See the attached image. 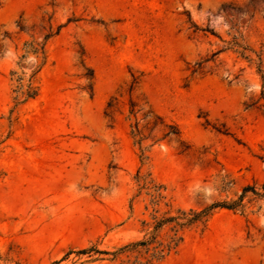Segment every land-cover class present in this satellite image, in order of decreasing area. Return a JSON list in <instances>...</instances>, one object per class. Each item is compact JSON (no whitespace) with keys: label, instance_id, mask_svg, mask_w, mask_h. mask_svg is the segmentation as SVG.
I'll return each mask as SVG.
<instances>
[{"label":"rangeland","instance_id":"obj_1","mask_svg":"<svg viewBox=\"0 0 264 264\" xmlns=\"http://www.w3.org/2000/svg\"><path fill=\"white\" fill-rule=\"evenodd\" d=\"M262 91L264 0H0V264H264Z\"/></svg>","mask_w":264,"mask_h":264},{"label":"trees","instance_id":"obj_2","mask_svg":"<svg viewBox=\"0 0 264 264\" xmlns=\"http://www.w3.org/2000/svg\"><path fill=\"white\" fill-rule=\"evenodd\" d=\"M48 36V35H47ZM47 36H45L44 38H46ZM32 45V44H31ZM43 45H41L40 47H33L32 46V50L31 51H34V52H37L38 51V49H40V52L41 53H44V49H43ZM136 82V80H135V78H134V80L132 81V84H134ZM37 91V89H36V87L33 85V82H32V80L31 79H29V81H28V83H27V85H26V89L24 90V92H23V95H25L26 97H34L35 95H36V92ZM262 97L264 98V91H262ZM131 111H133V109H131ZM248 191H251V192H253V193H255V194H258V192H257V190H256V188H255V186H253V185H248V186H245L243 189H242V192H241V194L239 195V198H238V201L237 202H239V201H241L242 199H243V197H244V195H245V193L246 192H248ZM263 195H264V193H263ZM237 202L235 203H229V204H226V203H224V202H221V203H215V204H213L211 207H208L206 210H208V209H211V208H213L214 206H217V205H220V206H224V207H227V208H232V207H234L235 206V204H237ZM202 214V212H200V213H197V214H194V216H193V218L192 219H190L189 221H191V220H193V219H196L198 216H200ZM180 239V238H179ZM145 242H139V243H137V244H144ZM86 252H88V249H81V250H79V252L78 253H86ZM100 252H103V253H107L106 251H100Z\"/></svg>","mask_w":264,"mask_h":264}]
</instances>
